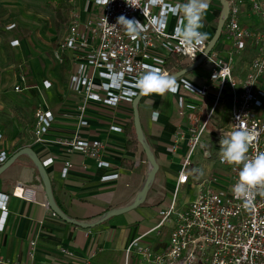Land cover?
<instances>
[{"label":"built area","instance_id":"built-area-1","mask_svg":"<svg viewBox=\"0 0 264 264\" xmlns=\"http://www.w3.org/2000/svg\"><path fill=\"white\" fill-rule=\"evenodd\" d=\"M89 1L94 12L81 20L76 0H69L73 7L62 45L64 50L75 51L77 62L69 82L78 97L76 132L72 137L49 140L47 134L54 122V113L39 107L35 111L33 135L35 143H56L68 153L80 150L84 155L95 157L100 166H109L101 159L103 143L81 134L89 126L91 102L111 106L123 101L132 103L138 94L135 80L139 73L159 68L172 75L179 70L169 65L171 58L181 57L185 65L192 64L204 54L211 39L207 37L193 50L179 44L175 29H168L171 16L176 17L177 24L180 20L176 6L182 2L178 0H109L108 4ZM242 1L229 0L230 10L222 32L228 47L225 54L214 47L206 55L202 64L209 67V74L204 82L196 84L185 75L176 79L177 114L188 118L185 127L179 126L173 137V151L183 150L178 180L158 208L157 224L129 243L125 264H130L133 253L143 264H264V195L251 193L247 197L251 206L245 204V198L235 196L232 187L241 166L222 163L219 157L222 132L232 130L238 123L237 116L255 134L248 155L264 152V29H251L241 23ZM248 1L253 11L264 19V0ZM122 15L140 22V34L136 38L130 37L117 23ZM247 43L253 46L254 56L242 74L236 68L237 59ZM12 44L18 45V40ZM19 77L15 91L27 86L25 75L21 73ZM45 86L49 87L50 83L47 81ZM186 96L198 105L186 109ZM226 101L227 120L220 123L215 120V113ZM111 129L122 130L118 126ZM11 154L0 127V166ZM40 159L48 168L57 157L48 155ZM72 167L73 163L66 161L63 174ZM111 176L117 174L106 178ZM193 190V199H180L182 192ZM8 199L9 195L0 193L3 221L8 215ZM3 225L4 222L0 229ZM151 233L167 235L168 242L160 249L142 244L143 238ZM35 250L34 239L30 243L29 263L0 259V264H38ZM62 251L69 257L73 255L67 249ZM82 264L93 263L88 259Z\"/></svg>","mask_w":264,"mask_h":264},{"label":"crops","instance_id":"crops-1","mask_svg":"<svg viewBox=\"0 0 264 264\" xmlns=\"http://www.w3.org/2000/svg\"><path fill=\"white\" fill-rule=\"evenodd\" d=\"M68 3L71 12L73 5L69 0ZM208 4L200 30L212 39L216 30L214 22L219 20L222 6L218 0H208ZM76 6L80 10L81 20H86L93 13L89 0H76ZM240 19L244 26L251 29H264V19L253 11L248 0L242 1ZM169 22L168 29L173 31L177 26L176 17L171 16ZM223 37L221 35L215 47L225 54L228 44L221 41ZM15 40H18L17 46L22 45L19 38L11 39L10 44L13 45L12 42ZM72 54L74 59L72 67L74 66L75 70V53ZM253 56L254 48L247 43L238 55L236 68L239 73H245L246 66ZM185 64L181 57L169 60V65L177 66L178 70L190 65ZM204 67L202 76L190 74L191 72L185 76L192 82L201 84L209 74V67L205 64ZM39 74L32 80H27L26 84L33 87L28 90L32 94L37 95L38 91L39 96L49 95L48 103L45 100V104L40 106L51 109L55 117L47 138L53 140L57 137L74 136L77 129V95L70 87L68 92L64 93L50 74L47 75V81L51 82V87L45 89L42 84L39 87V78L41 80L46 76L42 74L38 76ZM16 80L19 83L18 77ZM168 96L177 101L176 94L166 93L163 97L148 96L146 100L143 97L139 103L144 136L160 168L145 201L129 212L111 217L92 228L78 227L61 219L49 207L42 178L28 155L21 156L4 171L0 175V193L9 195V199L5 221L0 209V224L4 222L3 228L0 229V259L29 263L32 259L30 243L35 239L34 258L38 264H82L88 259L93 264H125L129 243L157 224L158 208L164 196L174 189L178 180L183 150L178 148L173 151V137L179 126L185 127L188 118L180 117L178 114L176 120L168 117L164 107L165 98ZM186 100L198 105V102L189 96L185 97ZM227 104L223 103L222 115L215 119L216 121L226 122L229 107ZM37 108L39 107H35V111ZM175 110L177 112V109ZM88 117L89 126L82 129L81 134L85 138L103 143L101 159L109 163V166H100L95 157L84 155L80 150L68 153L63 146L56 143L46 145L35 143L33 135L35 116L30 143H24L19 137L12 142L9 141L6 128L0 123L12 154L17 148L31 146L41 158L48 155L57 157L56 162L47 168L55 200L68 215L86 221L97 219L110 210L131 204L143 187L150 168L148 158L137 139L132 103L123 101L118 106H111L93 101L89 107ZM111 126H118L122 130H112ZM21 130L22 127L15 123L13 132L19 133ZM66 161L73 163V167L64 175ZM116 174L117 176L106 178L108 175ZM151 209L155 212L153 216L149 215ZM147 217H150L151 222H146ZM167 237L151 233L143 238L142 244L160 249L168 242ZM63 249H67L73 255L69 257L62 251ZM130 264L143 263L137 254L133 253Z\"/></svg>","mask_w":264,"mask_h":264},{"label":"rangeland","instance_id":"rangeland-1","mask_svg":"<svg viewBox=\"0 0 264 264\" xmlns=\"http://www.w3.org/2000/svg\"><path fill=\"white\" fill-rule=\"evenodd\" d=\"M69 13L68 0H0V123L6 128L11 142L17 137L24 143L32 141L35 107H40L45 104V100L47 103L49 100V95L44 97L39 96L38 91L37 95L28 91L33 89L30 85L21 91H15L14 86L18 84L16 79H20V73H24L26 81L35 78L38 73L46 75L38 80L39 87L42 84L45 89L51 87V82L49 87L45 86L47 75L50 74L59 89L64 93L68 92L69 77L74 72L72 53L75 51L64 50L62 45L69 24ZM217 25L218 21H215V29ZM14 38H19L22 45H11L10 40ZM221 41L225 39L221 38ZM204 70V64H201L190 74L202 76ZM54 80L51 79L55 82ZM147 98L148 96H144L145 100ZM190 105L197 106L186 100V109ZM222 106L223 103L216 111L215 119L222 115ZM164 107L168 117L176 120V102L171 96L165 98ZM15 123L22 127L21 132H13ZM184 197L193 199L195 191L182 192L180 199ZM149 215H155L153 209L149 211ZM147 221L151 222L150 217L146 218Z\"/></svg>","mask_w":264,"mask_h":264},{"label":"clouds","instance_id":"clouds-1","mask_svg":"<svg viewBox=\"0 0 264 264\" xmlns=\"http://www.w3.org/2000/svg\"><path fill=\"white\" fill-rule=\"evenodd\" d=\"M97 3L108 4L109 0H97ZM208 7V0H185L176 6L180 20L175 28V39L180 45L193 50L207 39V33L201 32L200 29L203 27V18ZM117 23L122 25L132 38L140 34V22L135 19H128L122 15L118 17ZM189 86L191 88V85ZM135 88L141 96L163 97L166 93H176L178 84L166 71L148 68L138 74ZM236 120L238 123L231 131L222 132L219 140V157L222 163L241 166L232 192L238 198H245V204L251 206V200L247 199L251 193L255 191L264 195V152H258L254 156L248 155L255 134L240 121L239 116Z\"/></svg>","mask_w":264,"mask_h":264},{"label":"water","instance_id":"water-1","mask_svg":"<svg viewBox=\"0 0 264 264\" xmlns=\"http://www.w3.org/2000/svg\"><path fill=\"white\" fill-rule=\"evenodd\" d=\"M221 3V13L220 17L218 20V25L215 30L213 38L210 40V43L207 46V49L205 50L204 54H202L194 63L184 67L183 69L175 72L172 74V76L177 79L180 76L186 75L187 73L191 72L194 70L196 67L200 66L206 55L210 53V51L216 46L218 43L222 32L224 28L225 21L228 17L229 14V0H219ZM144 96L139 95V93L134 97V100L132 102V107H133V119H134V125H135V130H136V135L139 143L141 144L147 158L149 161V171L147 178L145 180V183L143 187L140 189V191L137 193L135 196L133 202L125 207L119 208V209H113L110 210L97 219L93 220H80L77 218H74L70 215H68L63 209L57 204L55 197H54V192H53V187H52V181L51 177L49 175L48 169L43 165L40 157L38 156L37 152L31 147V146H26L22 147L21 149L17 150L14 152L8 159L7 161L0 166V175L6 171L9 167H11L21 156L23 155H28L35 166L37 167L39 174L42 178L44 188L46 191V196H47V202L49 207L54 211L56 215H58L61 219H63L66 222H69L75 226L82 227V228H92L97 225L102 224L103 222L107 221L111 217L117 216L119 214H123L126 212H129L139 205H141L149 192V189L154 182L155 176L157 175L160 165L153 154L145 136H144V131L141 123V118H140V110H139V103L142 100Z\"/></svg>","mask_w":264,"mask_h":264},{"label":"trees","instance_id":"trees-1","mask_svg":"<svg viewBox=\"0 0 264 264\" xmlns=\"http://www.w3.org/2000/svg\"><path fill=\"white\" fill-rule=\"evenodd\" d=\"M18 149H20V148H17L16 150H18Z\"/></svg>","mask_w":264,"mask_h":264}]
</instances>
